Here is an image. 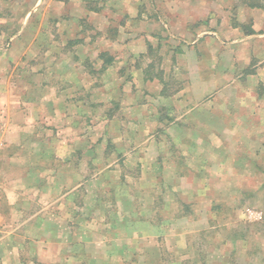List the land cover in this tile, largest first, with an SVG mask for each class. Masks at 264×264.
Instances as JSON below:
<instances>
[{
  "label": "rangeland",
  "instance_id": "rangeland-1",
  "mask_svg": "<svg viewBox=\"0 0 264 264\" xmlns=\"http://www.w3.org/2000/svg\"><path fill=\"white\" fill-rule=\"evenodd\" d=\"M263 33L264 0H0V264H264Z\"/></svg>",
  "mask_w": 264,
  "mask_h": 264
},
{
  "label": "crops",
  "instance_id": "crops-1",
  "mask_svg": "<svg viewBox=\"0 0 264 264\" xmlns=\"http://www.w3.org/2000/svg\"><path fill=\"white\" fill-rule=\"evenodd\" d=\"M84 8V7H83ZM84 10L85 11H88V10H86L85 8H84ZM90 14V12L88 11V12H86V14ZM156 19V18H155ZM149 23H148V25H150V23H151V19L148 21ZM234 31V30H233ZM205 33V32H204ZM212 35L213 36H216V37H218L219 35H217V33H215L214 31L212 32ZM246 35H248V36H246ZM246 35H243V36H246V38H243V36H242V38L241 39H239V40H234V43H237V42H244L245 44H246V47H250V49L251 48H253V50L251 49V52L252 53H255L254 55H252L253 57H257V55H258V53H261L260 51H255L254 52V50H255V48L257 47L256 46V41L257 42H262L263 40H264V33L263 34H258V35H253V34H246ZM261 36H262V38H261ZM136 37H138V38H140L141 36L140 35H136ZM219 38V37H218ZM228 43H231V42H229L228 41ZM233 43V42H232ZM250 43H252L251 45H250ZM244 44V45H245ZM248 45H250V46H248ZM259 45L260 46H262V44H258V47H259ZM131 49H132V51H141V53L143 52V50L142 49H140V48H136V47H134V46H129ZM214 48V47H213ZM262 48H264L263 46H262ZM249 50V49H248ZM28 53H31L29 50L27 51ZM114 56V55H113ZM204 56V55H203ZM138 69H140V68H138ZM262 69L264 70V64H263V67H262ZM262 75H263V78H264V72H262ZM38 76H40V77H43V74L42 73H39L38 74ZM119 78H121V77H119ZM263 80V79H262ZM143 84H146L145 86H147L148 87V84L150 85V87L151 88H153V89H156L157 87L160 89V81L158 80V79H156L155 77H153L152 79H149V80H144L143 79ZM158 89V90H159ZM152 90V89H151ZM39 100L41 101V103L42 102H44V96H42V97H40L39 98ZM65 100V99H64ZM45 101H50L49 102V104L51 105V107L49 108V111L52 113V115H53V113L55 114L56 113V111H57V114L60 112V107H59V100L58 99H56V96H54L53 98H49V97H46L45 98ZM44 108V111H47L46 110V107H43ZM43 108L41 107V109L43 110ZM59 110V111H58ZM27 113V111L25 110V109H23V110H21L17 115H15L14 117H19V119L18 120H22L23 119V117H26V114ZM24 122H27L26 120H24ZM27 123H30V122H27ZM12 130H14V131H17V127H15V126H13L12 128H11ZM12 260V262H13V264H21L20 263V258L18 257V255H14V254H12V257L10 258L9 257V259L8 260Z\"/></svg>",
  "mask_w": 264,
  "mask_h": 264
},
{
  "label": "trees",
  "instance_id": "trees-1",
  "mask_svg": "<svg viewBox=\"0 0 264 264\" xmlns=\"http://www.w3.org/2000/svg\"><path fill=\"white\" fill-rule=\"evenodd\" d=\"M148 66L151 67V63ZM161 75H162V70L158 71L156 75L148 77V79L155 77L156 79L161 81V78H160ZM161 93L164 94V92H162V91H161Z\"/></svg>",
  "mask_w": 264,
  "mask_h": 264
}]
</instances>
